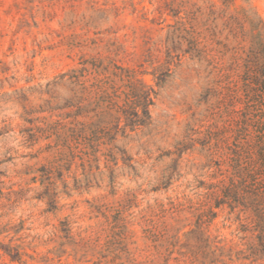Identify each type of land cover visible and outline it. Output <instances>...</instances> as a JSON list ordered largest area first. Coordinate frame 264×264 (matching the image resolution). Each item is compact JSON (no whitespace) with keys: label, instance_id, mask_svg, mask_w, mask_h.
Listing matches in <instances>:
<instances>
[{"label":"rangeland","instance_id":"obj_1","mask_svg":"<svg viewBox=\"0 0 264 264\" xmlns=\"http://www.w3.org/2000/svg\"><path fill=\"white\" fill-rule=\"evenodd\" d=\"M226 2L264 24V0H0V264H264L248 256L260 240L243 200L219 204L238 176L264 180L251 147L264 106L244 111L250 45L235 61L205 23ZM191 24L195 59L184 54ZM84 60L133 69L157 92L151 124L118 135L126 162L103 146L97 160H61L58 107L92 105L95 78L77 97L58 83Z\"/></svg>","mask_w":264,"mask_h":264},{"label":"trees","instance_id":"obj_2","mask_svg":"<svg viewBox=\"0 0 264 264\" xmlns=\"http://www.w3.org/2000/svg\"><path fill=\"white\" fill-rule=\"evenodd\" d=\"M223 6L220 11L208 6L210 18L205 23H212L214 37L225 34L223 40L225 48L232 54V58L236 59L235 61L238 59L236 55L243 49V43L248 42L250 45L244 58L246 71L242 76L246 99L244 111L247 113L256 105L264 106V24L250 10L243 9L230 13L229 3L226 2ZM202 10L199 8L196 14L201 13ZM183 39L187 46L184 54L190 55L193 59L199 57L201 54L199 34L192 24L185 30ZM173 60L174 57L169 51L167 67L155 73L158 87L164 85L171 76L169 67ZM81 65L79 71L73 70L63 74L58 84L67 85L69 91L77 97L76 94L88 89L85 86L87 81L84 79L94 76L95 82L90 86L95 94L94 102L90 106H83L80 100L71 98L58 107L63 113L59 115L61 121L57 122L54 131L61 160L72 162L76 158L83 160L84 157L97 160V154L103 146L106 151L103 156L115 160V156L120 155L126 162V151L115 144L118 135L126 137L127 131L134 132L151 124L150 108L155 103L157 92L144 84L137 77L135 70L124 68L112 61L105 65L104 61L84 60ZM84 114L92 115L91 119L95 120L90 123L80 122L78 118ZM251 120L252 118L244 119L237 138L248 132ZM251 147L258 152V161L264 168V133L257 135L256 142ZM238 177L239 181L233 179L225 189L219 204L229 203L233 206L239 202L238 198L243 200V211L245 213L251 211L253 227L259 233L260 240V248H251L248 256L255 257L260 254L263 256L261 258H264V180H261L259 173L252 171L243 177L241 175ZM238 190L244 195L238 197ZM248 198L250 200L247 203L245 200ZM202 248L199 247L194 254H199Z\"/></svg>","mask_w":264,"mask_h":264}]
</instances>
